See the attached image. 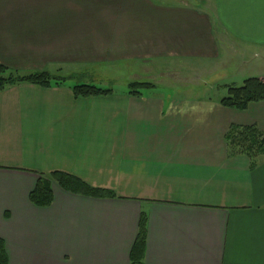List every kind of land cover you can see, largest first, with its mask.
<instances>
[{
	"label": "crops",
	"instance_id": "0c3cea01",
	"mask_svg": "<svg viewBox=\"0 0 264 264\" xmlns=\"http://www.w3.org/2000/svg\"><path fill=\"white\" fill-rule=\"evenodd\" d=\"M206 1L0 0V67L11 71L204 72L199 85H171L167 95L153 84L139 96L125 88L75 98L77 82L1 91L8 264H130L141 213L144 264H264V155L253 164L227 142L232 126L264 131V101L240 111L222 105L228 93H205L214 66L235 63L243 81H264V0ZM56 171L117 197L53 183L52 205L34 206L39 177Z\"/></svg>",
	"mask_w": 264,
	"mask_h": 264
},
{
	"label": "trees",
	"instance_id": "16d2710c",
	"mask_svg": "<svg viewBox=\"0 0 264 264\" xmlns=\"http://www.w3.org/2000/svg\"><path fill=\"white\" fill-rule=\"evenodd\" d=\"M67 78L51 74L46 71L23 74L0 67V92L8 87L21 83H29L44 88L58 86L65 83ZM151 83L133 82L129 84L130 95L139 96L143 91L153 89ZM75 98L109 96L113 94L112 89L101 88L96 85L78 84L73 88ZM264 101V81L258 78H249L241 87L229 88L227 96L222 99V105L244 111L251 103ZM227 142L230 155L243 154L252 159L256 164L257 158L264 155V131L254 126H232L227 134ZM57 184L62 190L79 196L112 199L116 198L113 191L95 188L83 180L63 172H52L39 177L34 190L30 194V202L40 208L52 205L54 195L52 184ZM147 241V215L141 213L139 230L136 241L130 253V264H144ZM6 245L0 238V264H8Z\"/></svg>",
	"mask_w": 264,
	"mask_h": 264
},
{
	"label": "rangeland",
	"instance_id": "374dc122",
	"mask_svg": "<svg viewBox=\"0 0 264 264\" xmlns=\"http://www.w3.org/2000/svg\"><path fill=\"white\" fill-rule=\"evenodd\" d=\"M199 4L202 6H209L208 2L206 0H199ZM236 62H239L236 60ZM63 68V67H62ZM144 68V72L141 73L139 70ZM193 68V67H192ZM188 69L190 72H188ZM240 67H237L235 63L231 65L224 66L220 68L219 66H214L211 71L214 73L215 77L209 81V84L206 82L207 78H205V84H208V88H206L205 93H211V96L215 94H219L223 92L225 95L228 93L229 88H237L241 87L243 85V80L246 78L248 75L244 74L242 75L240 73ZM85 70V69H84ZM159 67L154 65L150 66H141L138 68V66H132L128 71L131 72V76L127 75V70L123 71H116L113 72L114 70L108 71L107 74H83L82 76H75V77H69L70 75L66 74H71L69 71L65 68L64 71L66 73L61 71H49L51 74L55 75H60L61 77L67 78L66 82H77L79 84H90V85H96L101 88L105 89H112L115 91H121L124 90L125 88H128L129 84L133 82H143V83H151L155 85L162 86V91L160 90L157 92L159 95H167L166 88L170 89L173 86H187L188 84H191L193 82L192 86H195L194 84L199 83V78L200 75H202L204 72L199 69H191V67L183 68L181 70H177L175 68H166L164 72L162 73L163 75H156L159 71ZM56 72V73H55ZM193 75H197L195 79ZM116 77V78H114ZM133 78V80L131 78ZM130 78V79H129ZM115 79V80H112ZM192 79V80H190ZM129 81V82H127ZM166 85V86H165ZM199 85V84H198ZM165 86V87H164ZM168 86V87H167ZM181 90H177L176 93ZM145 91H143L144 93Z\"/></svg>",
	"mask_w": 264,
	"mask_h": 264
}]
</instances>
